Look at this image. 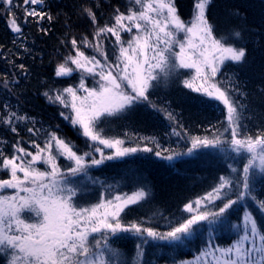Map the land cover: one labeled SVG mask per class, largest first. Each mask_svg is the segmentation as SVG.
<instances>
[{
    "label": "snow or ice",
    "instance_id": "obj_1",
    "mask_svg": "<svg viewBox=\"0 0 264 264\" xmlns=\"http://www.w3.org/2000/svg\"><path fill=\"white\" fill-rule=\"evenodd\" d=\"M22 3L25 22L27 17L35 18L38 24L44 19L52 20L50 14L29 7L44 5L45 0H22ZM210 3L211 0H194L192 19L186 22L179 15L175 0H129L126 12L115 9L113 23L104 26L97 23L91 7L82 6V13L95 26L93 39L86 36L79 41L71 39L74 54L67 55L54 70L56 77L79 71L80 83L43 95L50 103L70 109L60 115L86 138L89 150L81 152L57 132L34 127L27 131L37 138L42 134L43 144L33 139L29 150L18 140L10 153L0 148V172L7 177L0 178L2 264H147L143 259L146 246H160L150 242L181 246L200 231L203 223L227 226L235 238L224 247L209 243L194 260L180 264H264V228L254 214L245 207L238 223L228 219L233 206L249 200L264 213V199L258 198L253 185L257 175L264 177V131L252 135L243 130L244 106L233 96L237 89L232 79L227 82L217 79L226 61L244 62L246 48L237 46L235 40L241 33L234 28L217 35L207 15ZM0 6L11 14L8 26L12 32L22 36V26L13 11L14 0H0ZM41 31L46 32L43 28ZM124 33L129 34L127 40ZM109 37H114V59L102 44ZM85 48L96 54L87 55ZM19 67L23 69L24 65ZM181 70L190 73L182 80L185 88L223 105L227 125L224 133H228L225 136L217 130L211 138L192 137L187 153L218 147L232 160L243 161L242 170L229 164L231 175L220 176L211 191L185 204L183 211L188 216L175 222L169 220V228L163 232L145 227L143 222H125L121 215L129 205L147 199L149 192L143 187L129 195L117 193L108 185L96 203L81 205L85 185L77 178L97 183L89 176L94 166L140 151L152 153L154 149L148 143L155 144V156L168 161L184 154L163 149L154 137H139L137 146H125L124 139L109 137L100 127L110 117L128 113L140 105L162 111L170 122L175 121L173 112L157 106L150 95L171 77L184 74ZM84 74L93 77L95 86L86 85ZM8 84L5 79L4 87ZM29 119L8 111L0 122L17 133L15 125ZM173 134L180 135L175 129ZM140 141L144 142L143 147ZM105 149L111 152L106 154ZM61 157L69 162L63 168L58 163ZM230 193H234L235 199ZM128 233L139 239L130 261L112 243L114 239L126 238L124 234Z\"/></svg>",
    "mask_w": 264,
    "mask_h": 264
},
{
    "label": "trees",
    "instance_id": "obj_2",
    "mask_svg": "<svg viewBox=\"0 0 264 264\" xmlns=\"http://www.w3.org/2000/svg\"><path fill=\"white\" fill-rule=\"evenodd\" d=\"M193 2L175 0L179 15L186 22L192 19ZM14 4L16 7L13 11L22 26V36L12 32L8 26L11 14L0 6V117L8 111H15L30 119L15 125L17 133L0 122V148L10 153L12 145L18 140L29 150H32L33 139L43 144L42 134L37 138L27 131L29 127H34L55 131L73 142L81 152L88 151L86 138L60 115L61 112L67 114L70 109L50 103L43 93L54 94L56 90L76 87L80 83L79 71H74L70 76L56 77L54 70L67 55L74 54L71 39L79 41L85 36L89 40L93 39L95 26L82 13V6L91 7L96 13L97 23L104 26L113 23L115 9L126 12L129 0H45L44 5L29 6L52 16L51 21L44 19L39 24L33 17H27L25 22L22 0H14ZM207 15L217 35L233 28L241 33L235 42L238 47L246 48L244 62L236 64L226 61L217 79L225 82L232 79L237 89L233 96L244 106L243 130L252 135L264 131V0H211ZM41 28L46 32L41 31ZM123 36L125 40L129 38L128 33ZM113 42L114 37L102 41L111 59H114ZM84 51L89 56L96 54L91 48H85ZM21 64L24 65L23 69L19 67ZM181 73L184 74L171 77L167 84L162 83L150 95L157 106L173 112L175 121L170 122L162 111L140 105L128 113L110 117L100 127L105 135L124 139L125 146H137L139 137H154L163 149L184 154L168 161L155 156V144L148 143L147 146L154 149L152 153L140 151L94 166L89 170V176L96 179L97 183L93 184L83 177L77 178L85 185L79 200L81 205L96 203L108 185L120 194H131L143 187L149 192L147 199L129 205L121 215L125 222H143L145 227H154L163 232L168 230L169 220L175 222L188 216L183 211L185 204L211 191L220 176L231 175L229 164L242 170L243 161L232 160L218 147L198 148L191 154L187 153L192 137L211 138L217 134V130L224 133L227 125L223 105L185 88L182 80L187 78L185 74L190 73L189 70H181ZM84 75L86 85L95 86L93 77ZM5 79L9 81L7 88L4 87ZM5 105L8 107L5 108ZM173 129L180 135L173 134ZM224 135L228 136V133ZM139 143L141 147L144 146L143 141ZM105 152L107 154L111 150L105 149ZM58 163L62 168L69 164L63 157ZM0 178L7 177L0 172ZM253 185L258 198L264 199V177L257 175ZM230 195L235 199L234 193ZM245 207L264 228V213L250 200L233 206L228 213L229 221L238 223ZM124 235L126 238L114 239L112 243L130 261L135 256L139 239L131 233ZM234 238L235 233L227 226H208L203 223L200 231L181 246L150 242L160 246H146L143 259L147 264H180L181 261L194 260L209 243L224 247Z\"/></svg>",
    "mask_w": 264,
    "mask_h": 264
},
{
    "label": "rangeland",
    "instance_id": "obj_3",
    "mask_svg": "<svg viewBox=\"0 0 264 264\" xmlns=\"http://www.w3.org/2000/svg\"><path fill=\"white\" fill-rule=\"evenodd\" d=\"M92 56V55H91ZM98 59H100L99 57H97ZM74 67V66H73ZM81 94H83V93H81ZM130 195V194H129Z\"/></svg>",
    "mask_w": 264,
    "mask_h": 264
}]
</instances>
